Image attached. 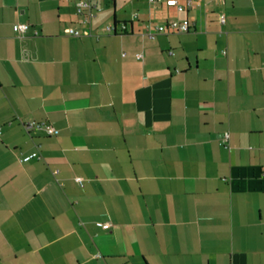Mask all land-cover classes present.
I'll list each match as a JSON object with an SVG mask.
<instances>
[{"label":"crops","instance_id":"1","mask_svg":"<svg viewBox=\"0 0 264 264\" xmlns=\"http://www.w3.org/2000/svg\"><path fill=\"white\" fill-rule=\"evenodd\" d=\"M146 1L0 0V264H264V0Z\"/></svg>","mask_w":264,"mask_h":264},{"label":"built area","instance_id":"2","mask_svg":"<svg viewBox=\"0 0 264 264\" xmlns=\"http://www.w3.org/2000/svg\"><path fill=\"white\" fill-rule=\"evenodd\" d=\"M74 1V7H75V13L79 17V22L82 24H88L90 20H92L95 16L98 10H100L99 6L97 5V2L100 0H73ZM162 0H148L149 3H155L160 2ZM165 4L167 6H174L175 9L178 12L183 11L184 9L188 8L191 4V0H185L184 4H179L176 0H164ZM136 16V14H134ZM220 21H223V16L220 15ZM190 28V24L187 19L182 20H170L166 24H156L154 25L152 30H149L147 32L149 37H154L156 34L159 33H169V32H187ZM29 29V24L27 23H17L15 25V33L18 36H23L26 34L27 30ZM106 30L113 29L112 26H105ZM33 35L37 34V31L33 28L32 30ZM64 32L68 35L72 36H79L81 34L80 30L72 27L67 26L64 28ZM222 53H225L223 50ZM136 58L141 57V53L135 54ZM25 128L27 129H40L43 130L48 135L57 134L58 130L54 128L49 123L43 122V121H27L24 123ZM1 133V128H0ZM228 137V133L224 132L222 136V142H226ZM76 180H79V178H75ZM96 224L102 228H108L110 224L108 222H96Z\"/></svg>","mask_w":264,"mask_h":264},{"label":"rangeland","instance_id":"3","mask_svg":"<svg viewBox=\"0 0 264 264\" xmlns=\"http://www.w3.org/2000/svg\"><path fill=\"white\" fill-rule=\"evenodd\" d=\"M144 1V0H143ZM215 2V1H214ZM145 4H147V1L145 0V2H144ZM119 5H120V3H118L117 4V6H116V16L117 17H122V16H124V17H128L130 14V12L131 11H133V9H131V7L130 8H128V9H126V12H121V11H119ZM110 6V5H109ZM119 8V9H118ZM111 12H112V8L111 7H109L108 8V13L111 15ZM111 17V16H110Z\"/></svg>","mask_w":264,"mask_h":264}]
</instances>
